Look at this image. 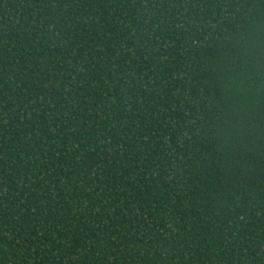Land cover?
I'll return each instance as SVG.
<instances>
[{
    "label": "trees",
    "instance_id": "16d2710c",
    "mask_svg": "<svg viewBox=\"0 0 264 264\" xmlns=\"http://www.w3.org/2000/svg\"><path fill=\"white\" fill-rule=\"evenodd\" d=\"M0 264H264V0H0Z\"/></svg>",
    "mask_w": 264,
    "mask_h": 264
}]
</instances>
